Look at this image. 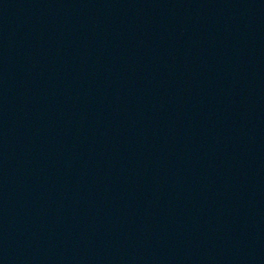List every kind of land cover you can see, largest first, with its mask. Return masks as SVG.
Here are the masks:
<instances>
[{
	"label": "water",
	"instance_id": "95a60500",
	"mask_svg": "<svg viewBox=\"0 0 264 264\" xmlns=\"http://www.w3.org/2000/svg\"><path fill=\"white\" fill-rule=\"evenodd\" d=\"M0 264H264V0H0Z\"/></svg>",
	"mask_w": 264,
	"mask_h": 264
}]
</instances>
